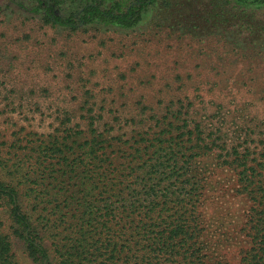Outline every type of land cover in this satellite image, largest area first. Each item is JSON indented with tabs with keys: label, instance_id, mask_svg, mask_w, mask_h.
<instances>
[{
	"label": "rangeland",
	"instance_id": "1",
	"mask_svg": "<svg viewBox=\"0 0 264 264\" xmlns=\"http://www.w3.org/2000/svg\"><path fill=\"white\" fill-rule=\"evenodd\" d=\"M36 7L34 0H0V158L7 165L0 179L15 186L14 166L33 170L37 145L61 125L66 109L85 128L86 101L100 130L112 126V134L125 139L159 131L157 122L168 116L173 136L184 127L198 140L218 142L173 188L188 208L171 214L198 217L199 264H244L252 247V188L234 163V150L261 165L255 175L264 182V4L159 0L134 28L75 33L43 25L33 18ZM16 189L31 214L28 190ZM188 195H195L193 210ZM10 211L0 197L13 264H39ZM31 220L48 264H60L56 238ZM177 258L146 256V264H183ZM131 264L142 263L133 257Z\"/></svg>",
	"mask_w": 264,
	"mask_h": 264
},
{
	"label": "trees",
	"instance_id": "2",
	"mask_svg": "<svg viewBox=\"0 0 264 264\" xmlns=\"http://www.w3.org/2000/svg\"><path fill=\"white\" fill-rule=\"evenodd\" d=\"M34 1L33 18L75 33L134 28L159 0ZM83 111L85 128L76 123L72 110L64 111L61 125L37 145L32 171L24 170L26 164L13 167L18 178L15 186L0 179V197L10 207L31 256L39 264L50 263L32 223L34 217L56 238L60 264H131L133 257L146 264V256L157 262L178 257L183 264H199L198 217L171 214L175 207L188 208L186 198H178L173 188L196 158L209 152V147L216 148L217 140H198L193 130L184 127L173 136L168 116L157 122L159 131L125 139L114 136L112 126L98 128L89 101ZM196 129L202 133L200 124ZM234 158L243 181L249 183L247 190L252 188V247L244 264H264V218L257 217L264 213L260 210L264 209V182L255 175L261 165L252 166L246 152L234 150ZM1 161L0 169H7ZM21 186L32 198L31 214L20 204L16 188ZM188 197L193 210L195 195ZM0 264H13L11 242L1 223Z\"/></svg>",
	"mask_w": 264,
	"mask_h": 264
}]
</instances>
